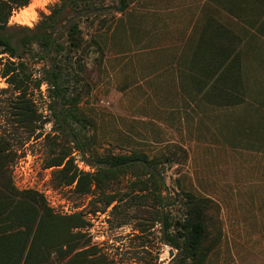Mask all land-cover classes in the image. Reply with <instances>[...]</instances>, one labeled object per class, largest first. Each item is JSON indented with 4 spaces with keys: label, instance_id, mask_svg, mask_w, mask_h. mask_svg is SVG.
<instances>
[{
    "label": "rangeland",
    "instance_id": "374dc122",
    "mask_svg": "<svg viewBox=\"0 0 264 264\" xmlns=\"http://www.w3.org/2000/svg\"><path fill=\"white\" fill-rule=\"evenodd\" d=\"M63 1L31 0L14 7L7 24L20 34L62 6L54 30L61 50L46 52L34 42L24 52L26 65L14 69L17 58L0 48V235L12 260L6 264H173L180 250L170 257L160 218L171 211L182 221L187 193L206 207L208 234L196 264H264V38L229 12L244 35V66L233 73L232 102L214 107L178 85L179 50L190 34L187 51L193 48L210 7L228 21L223 0H89L106 7L90 17L79 12L87 2ZM75 22L78 46L69 33ZM59 69L86 125L63 113L60 123L50 85H37ZM25 73L32 78L24 80ZM111 154L147 156L164 185L148 181L139 191L135 181L148 175L137 165L83 193L76 182L63 184L53 165L69 155L64 162L70 157L72 168L94 173L95 161ZM162 197L174 204L160 205ZM44 210L55 221L36 237L47 223Z\"/></svg>",
    "mask_w": 264,
    "mask_h": 264
},
{
    "label": "trees",
    "instance_id": "16d2710c",
    "mask_svg": "<svg viewBox=\"0 0 264 264\" xmlns=\"http://www.w3.org/2000/svg\"><path fill=\"white\" fill-rule=\"evenodd\" d=\"M31 0H0V48H2V53H8L10 57L17 58L15 61H10L14 64V69L18 67H23L26 65L25 61L22 59L24 57V52L32 51V44L38 42L46 52L54 50L56 48L58 51L63 47L60 44H56V39L54 37L55 24L59 21L61 17L62 6L54 7L50 14H48L43 22L37 24L34 28L28 26H22V30L19 33H11L8 27V19L12 14L14 7H23L30 3ZM80 2H87L83 9L79 12L80 14L90 17L97 16L99 10L106 7L101 5H95V2L90 3L89 0H81ZM122 3L123 0H121ZM222 5L226 3V8L229 9L233 14L242 17L243 14H247L249 7L253 5L251 10L261 9L264 6V0H223ZM79 0H65L63 5H78ZM262 4V5H261ZM249 5V6H248ZM262 6V7H263ZM261 32L264 31V25L259 27ZM81 29L77 23H72L69 33L75 36L76 33H80ZM71 45L78 46V41L74 38ZM238 60V56L235 57ZM236 63V62H235ZM237 64V63H236ZM79 70L83 69V66L79 64ZM12 70V69H11ZM11 71L3 68V73L5 76L10 75V78H16V74L10 73ZM32 78L31 74L25 73L23 77L24 80ZM43 80H45L49 86V96H53L55 100L53 104H60L59 112L55 115L60 122V113L64 115V120L67 116L75 118L83 125H86L87 119L80 117L74 110L76 106V101L78 95L70 96L69 86L66 84V79L63 78L62 72L59 70L48 71V73L37 80V85L41 86ZM80 80V78H79ZM52 104V105H53ZM51 105V106H52ZM62 123V122H60ZM76 145L81 152L86 153V145L80 140H76ZM69 155H65L60 158L53 165L59 166L57 172L61 174V181L63 184L70 185L76 182V190L83 193H87L91 190L92 184H98L106 179H111L117 171L125 168L135 167L139 165L142 168L144 174L148 175L147 178H141L135 181V183L141 182L139 191L146 190L148 188V181L154 183L155 185H164L163 178L160 173L156 171L154 163L147 156L140 155H108L107 157L95 161L94 166H97V171L87 172L82 171L77 165L72 168L73 161L69 157L67 161L64 160ZM98 164V165H97ZM1 175V172H0ZM31 193V198L38 201V195L34 191H29ZM159 203L162 206H172L173 200L171 197H162L159 199ZM47 216V223L41 224V228L37 230L36 237H40L44 234V226L53 225L55 217L50 211L44 210L43 215ZM65 218V217H63ZM160 222L163 227V240L166 243L171 244L175 248L180 250L179 255L174 259L173 264H196L199 260L200 254L202 253L203 245L207 239L208 227L206 224V207L200 199H198L193 193H187V199L185 200L184 216L183 220H175L171 211L165 213L160 218ZM182 227V230L179 229ZM35 237V238H36ZM11 249V246L5 242L4 236L0 235V264H6L12 262L7 257V251ZM24 249V247H23ZM22 249V254H23ZM18 258H14L13 262H17Z\"/></svg>",
    "mask_w": 264,
    "mask_h": 264
},
{
    "label": "crops",
    "instance_id": "0c3cea01",
    "mask_svg": "<svg viewBox=\"0 0 264 264\" xmlns=\"http://www.w3.org/2000/svg\"><path fill=\"white\" fill-rule=\"evenodd\" d=\"M219 6L227 13L226 18L228 14L233 18L231 16L233 13L229 9L222 4ZM262 6L258 11H252V15L236 16L241 18V23H245L242 24L244 30L249 29L250 26L261 38H264V31L259 30V27L264 25V6ZM209 10L212 13L202 25L201 35L196 38L193 48L187 51V46L192 47L187 43L190 34L179 50L180 64H183L178 67L177 79L178 85L180 84L183 91L189 93L193 100H201L203 97L216 107L225 101L231 103L234 98L232 79L235 70L243 71L244 35H239L235 31V27L229 21L230 17L227 21L221 15V18L217 16L215 8L210 7ZM236 56L238 60L235 61Z\"/></svg>",
    "mask_w": 264,
    "mask_h": 264
},
{
    "label": "water",
    "instance_id": "95a60500",
    "mask_svg": "<svg viewBox=\"0 0 264 264\" xmlns=\"http://www.w3.org/2000/svg\"><path fill=\"white\" fill-rule=\"evenodd\" d=\"M169 246H171V249L169 251L170 253V257H173L174 256V246H172L171 244L167 243Z\"/></svg>",
    "mask_w": 264,
    "mask_h": 264
}]
</instances>
